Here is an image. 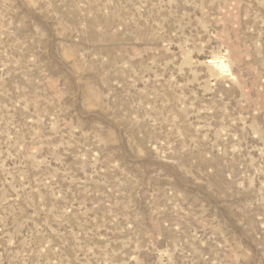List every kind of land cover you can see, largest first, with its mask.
Instances as JSON below:
<instances>
[{
	"label": "rangeland",
	"instance_id": "374dc122",
	"mask_svg": "<svg viewBox=\"0 0 264 264\" xmlns=\"http://www.w3.org/2000/svg\"><path fill=\"white\" fill-rule=\"evenodd\" d=\"M0 264H264V0H0Z\"/></svg>",
	"mask_w": 264,
	"mask_h": 264
}]
</instances>
